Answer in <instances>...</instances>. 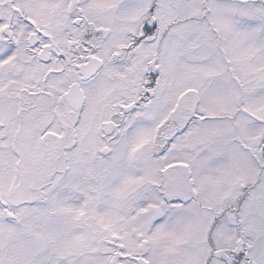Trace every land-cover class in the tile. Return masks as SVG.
Instances as JSON below:
<instances>
[{
    "label": "snow or ice",
    "instance_id": "6c2138e0",
    "mask_svg": "<svg viewBox=\"0 0 264 264\" xmlns=\"http://www.w3.org/2000/svg\"><path fill=\"white\" fill-rule=\"evenodd\" d=\"M0 264H264V0H0Z\"/></svg>",
    "mask_w": 264,
    "mask_h": 264
}]
</instances>
